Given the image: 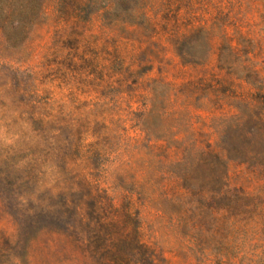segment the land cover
I'll return each instance as SVG.
<instances>
[{
	"label": "rangeland",
	"instance_id": "374dc122",
	"mask_svg": "<svg viewBox=\"0 0 264 264\" xmlns=\"http://www.w3.org/2000/svg\"><path fill=\"white\" fill-rule=\"evenodd\" d=\"M263 95L264 0H0V264L93 257L41 231L78 219L63 192L128 208L157 264H264V179L227 162L256 217L210 198L213 147L241 148Z\"/></svg>",
	"mask_w": 264,
	"mask_h": 264
},
{
	"label": "trees",
	"instance_id": "16d2710c",
	"mask_svg": "<svg viewBox=\"0 0 264 264\" xmlns=\"http://www.w3.org/2000/svg\"><path fill=\"white\" fill-rule=\"evenodd\" d=\"M244 104L248 119L253 114L254 107H251V101H246ZM260 121L262 122L261 127H254L249 130L252 136L242 142L241 148L236 147L233 150H227L222 148L220 144H216L215 148L213 147L212 154L224 169L227 170V162L235 159L253 168L257 172L258 179H264V113ZM231 151H236L237 153L233 156L234 158L230 154L232 153ZM220 177L226 178L227 182L220 190L214 191L210 198L215 202L219 200L226 201L232 211V216H236V210L240 209L239 214L246 216V219L256 217L258 215V207L262 201L261 193L255 194L243 188L230 187L228 170L226 174L223 172ZM62 194L66 210L69 209L73 213L72 210L74 209L73 214H76L78 219L72 224V221L65 219L64 212L61 217L56 216V220L52 222L50 228H43L41 231L50 229L58 238L66 240V242H71L72 240V243L77 245L78 248H81V240L84 241L83 237L79 236L80 234L86 236L85 240L88 239L89 243H95L96 250L91 253L93 257L82 249L80 254L75 259L73 258V262L79 264L83 261L86 264V260L92 257L95 260V264H157L154 251L142 241L138 217L133 216L128 211V208H115L109 201L108 205L105 206L101 200L90 193V200L88 201L90 212L85 214L80 206L70 205V194L65 192ZM198 195L199 198H204L205 196L204 192H199ZM99 198H103V196L99 195ZM109 209H112L115 214L110 220L102 216V214L107 215ZM196 215L200 216L198 223H206L204 214L199 212ZM73 234L78 235L75 236ZM7 240L10 242L13 239L7 238ZM14 242L15 249H18V240H14ZM9 258L7 264H32L24 258L19 260L20 257L14 252L12 256L10 254Z\"/></svg>",
	"mask_w": 264,
	"mask_h": 264
}]
</instances>
